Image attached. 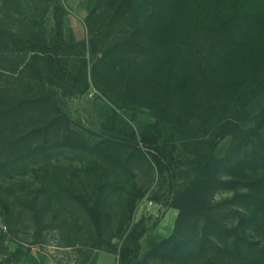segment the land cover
I'll use <instances>...</instances> for the list:
<instances>
[{"label":"trees","instance_id":"1","mask_svg":"<svg viewBox=\"0 0 264 264\" xmlns=\"http://www.w3.org/2000/svg\"><path fill=\"white\" fill-rule=\"evenodd\" d=\"M66 14L62 0H0V177L63 152L125 173L148 156L160 176L179 161L187 180L171 202L173 233L135 264L264 259L247 234L253 218L238 211L264 212V0H89L80 42L65 39ZM89 77L118 111H147L153 123L135 130L114 111L107 138L74 130L64 98L87 91ZM244 172L255 177L231 178ZM218 192L233 197L215 203ZM99 204L87 211L100 236ZM0 209L9 212L1 197ZM132 253L123 247L118 264Z\"/></svg>","mask_w":264,"mask_h":264},{"label":"rangeland","instance_id":"2","mask_svg":"<svg viewBox=\"0 0 264 264\" xmlns=\"http://www.w3.org/2000/svg\"><path fill=\"white\" fill-rule=\"evenodd\" d=\"M89 0H62L66 9L64 37L86 41L84 21ZM52 25V23H51ZM88 57V56H87ZM80 89L65 99V112L71 127L96 140L113 134L117 121L114 111L135 130L152 124L147 111L131 119L118 111L94 86ZM230 143L218 146L223 154ZM181 151L179 150L178 153ZM181 164V163H180ZM175 162L170 172L158 175L150 158L138 157L125 173L102 160L87 155L63 152L46 166H32L11 177H0V197L9 212L0 209V261L6 264H118L119 252L131 247V264L144 259L150 245L168 238L174 230L178 211L171 207L175 193L187 180L183 166ZM251 179L254 173H237L231 178ZM106 187V188H105ZM105 188V190H103ZM105 192V193H104ZM232 193L218 192L215 203L231 199ZM100 201L101 235H97L87 206ZM222 208L225 219L237 224L240 215ZM253 222L247 229L251 241L264 248V212L239 209ZM37 214V219H35ZM228 215V216H227ZM19 251L20 255L11 257ZM219 256L193 257L188 264H223ZM147 264H164L150 259ZM237 264H264L251 256Z\"/></svg>","mask_w":264,"mask_h":264}]
</instances>
